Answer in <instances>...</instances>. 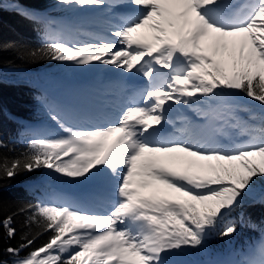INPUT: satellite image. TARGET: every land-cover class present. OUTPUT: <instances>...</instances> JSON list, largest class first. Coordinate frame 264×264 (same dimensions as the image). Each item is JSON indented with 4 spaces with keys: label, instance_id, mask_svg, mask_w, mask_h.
I'll return each instance as SVG.
<instances>
[{
    "label": "snow or ice",
    "instance_id": "snow-or-ice-1",
    "mask_svg": "<svg viewBox=\"0 0 264 264\" xmlns=\"http://www.w3.org/2000/svg\"><path fill=\"white\" fill-rule=\"evenodd\" d=\"M58 2L80 8L110 2L128 11L109 29L111 38H54L27 55L111 66L145 83L115 123L76 126L53 113L64 135L33 138L20 158L0 162V178L49 169L88 180L106 169L115 182L102 212L67 202L28 206L25 225L49 238L19 258L35 239L22 236L18 248L6 249L17 257L12 264H170V254L202 246L218 224L220 236L235 233L237 221L227 217L264 179V0ZM173 105L192 109L204 124L185 120L179 136L157 139ZM0 228L15 237L11 216ZM243 264H264V240Z\"/></svg>",
    "mask_w": 264,
    "mask_h": 264
},
{
    "label": "trees",
    "instance_id": "trees-1",
    "mask_svg": "<svg viewBox=\"0 0 264 264\" xmlns=\"http://www.w3.org/2000/svg\"><path fill=\"white\" fill-rule=\"evenodd\" d=\"M17 6L35 18L20 15L14 10ZM76 13L74 5H63L58 0H0V162L20 158L31 139L45 138L39 125L47 123L48 99L38 83L44 78L64 76L69 66L47 58H32L27 53L49 42L53 18H68ZM240 98L253 111L261 112L257 102L249 101L242 94ZM28 128H33L34 133ZM46 170L22 171L11 178H0V221L11 216L16 229L15 237L8 239L0 228V264H12L17 258L6 249L18 248L25 242L22 236L35 239L31 246L21 249L19 258L49 238V233L37 235L41 229L36 225H25L31 212L28 206L44 203L54 187L78 188L86 181L70 179L68 183L47 177ZM227 219L237 221L235 233L220 236L223 223L218 224L202 246L173 252L168 260L180 264H243L246 259L256 258L254 251L264 235V179L256 180Z\"/></svg>",
    "mask_w": 264,
    "mask_h": 264
},
{
    "label": "rangeland",
    "instance_id": "rangeland-1",
    "mask_svg": "<svg viewBox=\"0 0 264 264\" xmlns=\"http://www.w3.org/2000/svg\"><path fill=\"white\" fill-rule=\"evenodd\" d=\"M75 8L77 10L75 15L66 19L53 18L51 20L52 25L49 30L54 38L63 39L72 43H82L90 41L93 37V33L96 32H100V34H98L100 36H108L111 38L109 29L118 22L119 17L124 14L123 12L128 10V8L123 9V5H116L113 3L86 8L75 6ZM63 63L69 66V69H66L64 77L44 78L38 83L39 88L45 92L48 99L47 106L49 116L46 121L48 123H41L39 125V128L43 129L42 136L45 138L64 135L56 123L51 120L50 116L53 113L59 114L66 123L76 126L87 127L103 125L105 124L103 122L104 120L115 123L119 114L117 116L115 115L114 119L103 118L102 109L95 108L97 104H101V102H98V99L111 97V92L117 90V95L115 97L119 98L122 104L121 107H119L120 111L118 110L120 113L133 96L130 89L136 86L138 90L145 83L144 79L139 75L131 76L128 73H122L118 69L110 66L106 67L99 64L77 66L69 62ZM109 70H116V73L120 72L122 76H117V74L114 73L119 79L116 84H108L100 87V84L107 83L104 80H106L105 77ZM108 80L110 79L106 81ZM132 85L135 86L129 87ZM98 90L101 91L102 95L98 94ZM105 101H107V99ZM103 102L104 100L102 103ZM105 103L107 104V102ZM105 103L102 104L101 107L106 108L109 112L112 111V107ZM193 107H196V105H193ZM201 107H203V105H201ZM182 110L186 111L193 118L198 119V122L194 123L204 124V121L187 106L173 105L171 112L173 115L177 116L178 114H185ZM77 112H82L83 115L80 117ZM100 118H103V120H100ZM163 124L167 126L168 132L164 135L162 134L163 136L161 137L170 139L171 137L174 138L180 135V132L175 128L183 124L173 122L171 118ZM161 137L156 138L160 139ZM46 176L59 178L68 183L70 182V178L63 177L49 169L46 170ZM114 183L108 171L103 169L101 172L86 180L85 184L79 188L65 189L54 187L53 190L47 193L44 203L67 202L83 210L102 212L110 205L112 193L114 191ZM56 196H59L57 200L55 199ZM64 196H68L69 198L63 201L62 199H64Z\"/></svg>",
    "mask_w": 264,
    "mask_h": 264
},
{
    "label": "bare ground",
    "instance_id": "bare-ground-1",
    "mask_svg": "<svg viewBox=\"0 0 264 264\" xmlns=\"http://www.w3.org/2000/svg\"><path fill=\"white\" fill-rule=\"evenodd\" d=\"M111 67V66H110ZM105 71V70H104ZM114 73H116V70H114V71H112V70H109V72L106 74V80L107 79H110V80H108V81H106V80H104L105 82H107V83H102V84H100L99 86L100 87H102L103 85H108V84H116V82H117V80H119L115 75H114ZM117 74V76H122V74L120 73V72H117L116 73ZM117 79H116V78ZM136 85V84H135ZM135 85H132V86H129V87H133V86H135ZM135 90V89H134ZM98 92V94L99 95H102V93H101V91L100 90H98L97 91ZM111 94H112V96L109 98V102H107V104L108 105H110L111 107H112V111H110L107 115H106V118L107 119H114V116L115 115H117V113H118V110H119V107H121V102L119 101V98H116L115 96L117 95V90H113V92H111ZM96 99H98V98H96ZM102 102L103 100H100V99H98V102ZM98 105V104H97ZM172 112L171 111H169L168 113H167V117H168V119L169 118H171L172 117ZM157 127H159V133H158V135L157 136H161V134H162V132H164L165 130L167 131V129L166 128H163V127H161V126H157Z\"/></svg>",
    "mask_w": 264,
    "mask_h": 264
}]
</instances>
